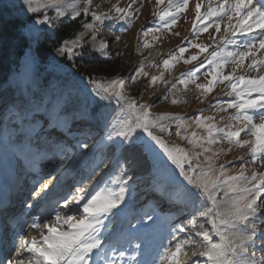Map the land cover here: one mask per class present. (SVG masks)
<instances>
[{"label":"snow or ice","instance_id":"6c2138e0","mask_svg":"<svg viewBox=\"0 0 264 264\" xmlns=\"http://www.w3.org/2000/svg\"><path fill=\"white\" fill-rule=\"evenodd\" d=\"M80 2L83 3V7H80L77 0H20L23 16L13 19L18 21L17 35L28 44V51L25 54L30 61L37 58L33 53L32 44L39 42L44 30L57 29L63 23V18L72 21L79 19L82 31L75 33L71 39L62 40L54 49L58 55L71 59L78 54L77 49L85 46L99 51L102 56L108 55L110 41L98 40L100 28L111 20L130 23L132 14L129 9L132 8V4L127 8L114 5L110 12L114 11L115 15H110L108 12L99 11L100 6L94 4V0H80ZM163 2L164 0H157L158 5ZM187 4L188 0H177L175 4L173 0H168V9L153 15H157L160 21L171 18L164 24L165 27H169L176 23L177 14L184 11ZM173 8L176 9L175 12L172 11ZM200 8V3H197L198 18ZM242 9L243 15H241ZM50 11L55 15H49ZM211 16H218L220 19L227 17L229 21L233 16H237L239 21L236 28H240L241 22H247L251 18L252 23L247 24L246 32L251 31L253 27L264 29V0H219L217 7H210L207 10L204 19ZM2 22H4L3 18L0 17V23ZM228 27L232 25L226 26V32ZM154 30L158 29L150 27L145 29V35ZM203 30L207 31V28ZM216 31H220L219 23L216 24ZM119 39V36L115 37V41ZM221 40L223 43L220 48L210 53V58L206 62L194 66L187 73H182V77L198 78L197 74L201 67H205V63L212 65L211 69L205 68L211 76L208 84H197L196 87L203 89L207 94L214 90L217 83L229 82L225 92L230 97L234 94L235 98L227 101V108L236 110V114L231 119L242 122L243 126L217 127L214 123H208L213 118L203 117V110H200L195 120L198 127L202 126L206 129L207 136L196 137L193 133L192 138L181 137L188 139V143L193 148L202 149L200 152H189L178 145L169 146L162 135L156 134L157 129L162 134L168 131V127L162 121H175L180 128L186 130L188 125L184 123L183 117L170 114L153 117L148 104H138L133 97L126 94L128 81L122 77L97 78L92 75L87 77L91 85L90 94L109 104L115 100L120 110V113L108 122L104 139L113 141L115 138L118 147L121 148L125 145L134 146L137 143L148 145V141L142 135H137L138 130H141L164 150L168 159L180 170V175L186 181V183L176 182L168 187H158L157 191L161 198L169 203L182 205L181 215L187 211L190 218L186 224L176 225L171 229L170 235L173 239L168 241V245L164 246L156 257L151 261L138 260L136 264H264V198H262L264 173L252 170L251 175H247L246 164L249 161L241 158L239 175H227L224 165H220L217 170L213 163L214 157L219 156L220 152L204 155L212 151L205 144L212 145L223 140L230 145L248 147L251 153L250 162L264 166V76L246 78L244 75L234 76L231 73L224 75V62L217 60L219 51L229 44H235L236 40L233 37H221ZM188 43L190 46L204 50L199 44L191 45L190 41ZM257 43L260 49H264V32L260 33L259 38L244 42L243 47L237 51L228 52L227 56L239 66L246 56L255 57ZM178 51L184 53L186 48L180 47ZM196 59L197 56H192L184 63L190 64ZM162 63L167 68L169 60L165 59ZM259 67H264V60L257 62L253 59L252 64L249 65L250 69ZM136 71L139 75H148L143 71L142 66H138ZM128 79L135 80L136 77L131 76ZM150 79L156 82L158 78L152 76ZM160 79H163V74ZM179 82L187 87L185 79L181 78ZM172 87L174 88L175 84ZM228 88L231 91H228ZM68 103L69 100L63 96L55 99L7 98L0 94V117H2L0 136L15 135L16 128L10 130L9 124L18 125L23 137V147L28 148L33 136L44 131L45 124H52L53 130L55 129L53 121L62 119ZM172 103L176 104L178 101L173 99ZM227 108L221 110L226 111ZM44 116L49 119L43 120L42 123ZM257 119L260 121L258 124L255 123ZM242 132L254 139H241ZM176 135L181 136V132L177 131ZM82 146L86 148L87 144ZM201 156H203L201 163H196L193 167V161L199 160ZM185 164L188 165L187 171ZM120 171L122 176H127L123 167ZM131 179V176H127L126 179L120 180L116 189L104 188L95 193L89 192L87 186L78 189L71 194L70 199L65 198L62 205L52 210L55 213L54 217L51 213H45L34 218L29 227L31 230H39L40 238L37 239L35 235L29 238L25 233L18 244L12 243L5 250V257L0 258V264H99L94 257H100L102 253L104 264H118V259H122L126 253L120 250L118 259L107 256L109 248L112 249L114 256L116 249L112 245L104 246L101 232L106 226L103 218L108 214L115 215L113 210L119 209L124 202L126 186ZM42 187L48 189L49 183H44ZM35 195L41 200H46L48 193H44L43 196H40V193ZM86 196L88 199H85ZM77 215H81L82 218L77 219ZM148 218L152 219L151 216ZM205 224L210 225V230L205 228ZM64 225H67V230H61ZM45 229L47 234L44 232ZM177 232H186L187 235L177 238ZM194 237L200 238L199 244ZM213 237L216 239L214 240ZM136 247L139 248L140 245ZM189 252L191 257L203 259L191 260Z\"/></svg>","mask_w":264,"mask_h":264},{"label":"rangeland","instance_id":"374dc122","mask_svg":"<svg viewBox=\"0 0 264 264\" xmlns=\"http://www.w3.org/2000/svg\"><path fill=\"white\" fill-rule=\"evenodd\" d=\"M1 1L7 4L10 13L14 11L18 15H23L20 0ZM77 2L80 7H83L80 0ZM173 3H177V0H173ZM197 3L201 5L199 18L196 11ZM218 3L219 0H188L184 11L177 14L176 23L165 27L164 24L169 22L171 18L160 21L158 16L153 15V13L166 11L168 0H164L159 5L157 0H135V3L133 0H94V4L100 6L99 11L108 12L110 15H115L114 11L110 12L114 5L127 8L129 4H132V8L129 9L132 18L130 23L111 20L101 26L98 40L110 41L107 56H102L99 51H95L89 46L83 47V49L109 62V66L103 71L93 69L89 75L97 78H124L128 81L126 94L133 97L138 104H148L153 117L161 114L183 117L184 123L188 125L186 130L180 128L175 121H162L168 127V131L162 134L157 129L156 134L162 135L170 146L178 145L189 152H200L202 149L193 148L188 143V139L181 138L182 136L192 138L193 133L196 134V137L207 136L206 129L202 126L198 127L195 120V116L200 110H203V117H212L213 119L208 123H214L217 127L226 128L229 125H234L235 128H239L243 126V123L232 120L231 117L236 114V110L227 108V101L235 98L234 94L230 97L225 92L229 82L217 83L214 90L207 94L203 89L196 87L197 84H208L211 76L205 68L211 69L212 65L205 63V67H201L197 74L198 78L182 77V73H187L194 66L206 62L210 58V53L220 48L223 43L221 37H233L236 43L229 44L220 50L217 57L218 61L224 62L223 74L244 75L246 78L264 76V67L249 68L253 59L257 62L264 60V55L261 54L264 53V49L259 48V43L256 45L255 57L246 56L239 66L227 56L228 52L242 48L244 42L259 38L264 29L253 27L251 31L246 32L247 24L252 23L251 18L247 22H241L240 28L235 27L239 21L237 16H233L231 21L227 17L220 19L218 16L204 19L207 10L210 7H217ZM172 11L175 12L176 9L173 8ZM49 15H55V13L50 11ZM241 15H243V9ZM77 21L79 22V19ZM217 23L220 24L219 32L216 31ZM229 24L232 27H228L226 32L225 28ZM149 27L158 30L149 31L145 35L144 30ZM205 27L207 31L203 30ZM79 31H82V28ZM116 36L120 37L119 41H115ZM189 41L191 45H201L204 50L190 46ZM180 47H185L186 51L180 53L178 51ZM192 56H197V59L190 64L184 63ZM165 59L169 60L167 68L162 63ZM35 61H30L27 57L24 62V69L29 74L31 87L37 94L46 99H55L61 96L68 99L69 96H76L83 103L80 112L68 118L63 127L59 126V120L53 121L54 130L52 124H45L44 131L33 136L28 148L23 147V137L18 125L9 124L10 130L13 127L16 128L15 135L0 136V186L8 189L10 181L8 183L6 179V172L10 171L13 178L17 177L16 182L22 178L23 181L21 182L25 187L23 190L26 191L25 197L17 203L16 215L19 218L16 220V229L23 228V231L20 232V238L27 233L29 238L35 235L39 239V230H31L29 227L33 221L30 216L34 215V218H37L45 213H51L54 217L55 213L52 210L62 205L65 198L70 199L71 194L78 189L87 186L91 193L104 188L116 189L122 178H120L118 159L112 160L106 156L108 151H104L108 145H113L117 151H120L121 147H118L115 138L113 141H106L102 137L108 122L120 113L115 100L111 102V106L100 110V121L94 120L88 114L86 104L99 99L90 94V83L82 80L78 74H70L67 83L55 90L51 80L50 67H39L34 63ZM138 66H142L143 71L148 75L137 74ZM58 67L63 69L62 66ZM65 72L67 73V71ZM161 74H163L162 80L160 79ZM131 76H135L136 79L129 80L128 78ZM152 76L158 78L156 82L151 81ZM181 78L187 81V87L179 82ZM173 84H175L174 88L172 87ZM228 91L231 89L228 88ZM20 96L23 97L21 94ZM173 99H176L178 103L173 104ZM215 101L224 103L214 104ZM221 108H227V110L222 111ZM47 119L49 117L44 116L42 123L43 120ZM255 123H260L259 119ZM92 128L98 129L99 135L97 137L81 138V133L86 134ZM177 131L181 132V136L176 135ZM137 135H142L148 141V145L137 144L143 148L154 163V187H168L176 182L186 183L178 168L168 159L162 148L148 139L147 134L141 130H138ZM240 138L254 139L243 132ZM84 144H87L86 148L82 146ZM205 146L210 147L212 151L204 155L220 152L219 156L214 157L213 163L217 170L220 165H224L227 169V175H239L241 158L249 161L246 164L247 175L250 176L252 170L264 173V166L250 162L251 153L248 147L241 148L230 145L223 140L212 145L205 144ZM221 149H223L222 152ZM96 153L104 155V159L101 165L92 169L90 158ZM202 160L203 156L199 160H194L193 167L196 163H201ZM185 170H188L187 164H185ZM11 181L13 184L16 183L14 180ZM44 183H49L48 189H43ZM137 184H140L139 181L127 189L124 202L119 209L113 210L115 215L108 214L107 217L103 218L106 226L101 232L104 246L112 245L116 249L114 256L112 249L109 248L107 256L118 259L120 250H124L126 253L122 259H118V264H125V262L136 264L138 260L151 261L162 251L164 246L168 245V241L173 239L170 235L171 229L176 225L186 224L190 218L187 211L183 215L179 214L182 205L172 204L167 200L165 203L156 188H144ZM46 192L48 193L46 200H41L35 195V193H40V196H43ZM85 199L88 197L86 196ZM8 206H11L10 202ZM153 206L157 208L155 211ZM149 216L152 219H149ZM76 218L80 219L82 216L77 215ZM206 227L210 230V225L205 224ZM61 230H67V225H64ZM44 232L47 234L46 229ZM7 234L6 232L5 239L8 237ZM176 235L177 238H180L186 236L187 233L177 232ZM213 238L216 239V237ZM19 239L14 243L18 244ZM194 239L197 244L200 243V238L194 237ZM137 245L140 247L137 248ZM189 257L191 260L203 259L191 257V252H189ZM94 259L98 260L99 264H104L103 253Z\"/></svg>","mask_w":264,"mask_h":264},{"label":"trees","instance_id":"16d2710c","mask_svg":"<svg viewBox=\"0 0 264 264\" xmlns=\"http://www.w3.org/2000/svg\"><path fill=\"white\" fill-rule=\"evenodd\" d=\"M23 16L18 15L17 12L10 13L7 4L0 0V17L3 18L0 23V94L7 98L12 97H35L41 96L35 92L31 87V78L24 69V62L27 59L25 54L28 51V44L25 40L19 38L16 33L17 20L14 17ZM78 21H72L63 18V23L55 30L46 29L42 32L39 42L32 44L33 53L37 55L34 62L39 67H50L51 80L56 90L59 86L65 85L70 77V74H78L82 80L89 82L87 77L89 72L93 69L103 71L109 66V62L97 57L94 53L80 49L77 55L69 59L67 56H60L55 52V47L59 46L62 40L71 39L75 33L80 30ZM83 54L80 55L79 53ZM62 66L63 69H59ZM67 71V73L65 72ZM90 83V82H89ZM91 88V85H90ZM54 94V93H53ZM69 103L66 105L65 111L62 114V119L59 120V126L63 127L64 122L72 115H76L83 108V103L80 98L76 96H69ZM88 114L92 119L100 121V110L112 105L107 101L94 100L86 104ZM2 119V118H1ZM90 133V134H89ZM99 135L97 128H92L86 134L81 133V138L97 137ZM105 136V135H104ZM103 136V138H105ZM115 150L113 145H108L104 151H108L106 156L112 160L119 161L120 169L123 167L126 170L127 176L132 179L128 181L126 188L128 189L135 182L139 181L144 188L154 187V163L143 150V148L136 144L134 146L125 145L123 148ZM104 155L96 153L91 156V167L96 168L101 165ZM120 178L126 179L127 176H122L120 171ZM160 187V186H158ZM154 187V188H158ZM152 207V205H150ZM155 211V206H153ZM206 229H209L206 227Z\"/></svg>","mask_w":264,"mask_h":264},{"label":"bare ground","instance_id":"6f19581e","mask_svg":"<svg viewBox=\"0 0 264 264\" xmlns=\"http://www.w3.org/2000/svg\"><path fill=\"white\" fill-rule=\"evenodd\" d=\"M148 139H150L149 137H147ZM151 140V139H150ZM154 142V141H153ZM155 143V142H154ZM170 146V145H169ZM39 160H42V159H39ZM179 170V169H178ZM179 172H180V170H179ZM13 174L10 172V171H8V172H6V179H7V181H8V183H9V181H10V185L8 186V189L6 190L7 191V193H9V195H10V198H11V200H10V202L12 203V204H10L11 206L9 207L8 205H4V211H3V213L6 215V216H8L9 217V219L10 220H16V219H18L19 217H17V215H16V210L18 209V206H17V203H18V201L19 200H22L25 196L24 195H26V191L25 190H23V188H25V187H23V185L24 184H22V182L21 181H23L22 180V178H19V180H18V182H16L17 181V177L16 178H13V176H12ZM11 180H16L15 182V184H13L12 183V181ZM7 181H6V183H7ZM5 187H6V185H5ZM13 193V194H12ZM36 210H39V209H36ZM35 210V211H36ZM15 212V213H14ZM37 212V211H36ZM33 213V212H32ZM31 213V214H32ZM31 218H32V220L34 219V215H32V216H30ZM33 222V221H32ZM23 230H21V232H22ZM0 255H2V253H0Z\"/></svg>","mask_w":264,"mask_h":264}]
</instances>
